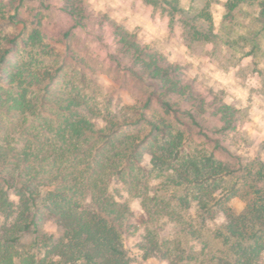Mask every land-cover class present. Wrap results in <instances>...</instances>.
Returning <instances> with one entry per match:
<instances>
[{
    "label": "rangeland",
    "instance_id": "1",
    "mask_svg": "<svg viewBox=\"0 0 264 264\" xmlns=\"http://www.w3.org/2000/svg\"><path fill=\"white\" fill-rule=\"evenodd\" d=\"M227 2L0 0V43L7 48L8 39L17 42L5 69L14 74L27 63L34 76L23 85L10 84L7 75L0 79V127L16 132L13 125L25 117L54 119L68 107L63 93L69 92L81 100L80 110L93 111L87 115L94 123L112 116L122 123L141 119L122 130L150 139L141 106L151 97L147 117L166 121L181 135L184 157L201 160L212 153L234 169L217 192L223 199L215 202L243 210L241 197H225L244 186L249 166L264 163V0L242 3L229 15ZM160 99L170 102L171 112ZM28 106L30 114L24 115ZM159 137L160 143L167 139ZM146 145L151 149L150 141ZM148 151L141 155L139 185L155 186L148 193L160 195L161 208L152 199L122 193L131 209L127 246L140 257L135 264H214L213 257L232 247L224 242L221 206L203 214L197 201L191 208L182 205L179 197L193 186L151 176ZM41 228L60 230L50 216Z\"/></svg>",
    "mask_w": 264,
    "mask_h": 264
},
{
    "label": "trees",
    "instance_id": "2",
    "mask_svg": "<svg viewBox=\"0 0 264 264\" xmlns=\"http://www.w3.org/2000/svg\"><path fill=\"white\" fill-rule=\"evenodd\" d=\"M249 1L255 0H228L227 14ZM260 6L264 17V2ZM11 19L17 21L14 16ZM8 42L7 48L0 43V79L7 75L10 84L19 81L18 85H23L33 73L27 63L14 74L7 73L5 64L17 47L15 39ZM63 94L69 105L52 114L54 119L28 122L25 117L13 125L16 132L0 127L7 136L0 138V264H135L140 257L127 246L131 209L122 193L145 202L152 199L161 208L160 195L148 193L155 186L139 185L145 169L141 155L148 150L151 176L193 186L190 194L179 197L182 205L191 208L197 201L195 205L203 214H210L214 204L221 206L227 218L224 242L232 247L231 252L216 255L211 262L264 264L263 162L247 168L244 186L229 189L225 199L239 196L245 202L243 210L232 211L218 205L223 196L218 198L217 192L226 187L224 182L234 175V169L212 153L201 160L184 157L181 135L166 121L147 117L145 110H150L153 98L141 106L142 116L151 124L149 139L122 130L123 124H138L141 119L122 123L113 116L103 117L104 124L99 125L88 118L91 109L80 110L83 104L79 98ZM160 102L166 112L172 111L170 102ZM29 108L22 111L24 115L30 114ZM160 134L167 138L164 143L159 141ZM149 141L151 149L146 145ZM45 216L60 230L44 231L41 221ZM163 256L170 258L167 252Z\"/></svg>",
    "mask_w": 264,
    "mask_h": 264
}]
</instances>
